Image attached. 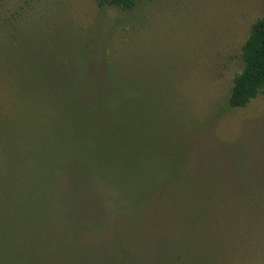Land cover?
<instances>
[{"label":"trees","instance_id":"16d2710c","mask_svg":"<svg viewBox=\"0 0 264 264\" xmlns=\"http://www.w3.org/2000/svg\"><path fill=\"white\" fill-rule=\"evenodd\" d=\"M138 2L97 5L132 13ZM262 6L241 46L228 110L264 95ZM54 48L35 75V150L37 160L48 158L50 214L64 209L73 237L25 252L29 239L18 240L0 250V264H119L118 256L133 262L142 249L165 264H207L214 255L234 263L239 229L264 204V179L249 168L241 141H221L215 128L205 143L202 126L173 104L135 53L85 35L74 41L72 33ZM143 76L149 89H130ZM183 130L195 135L185 139Z\"/></svg>","mask_w":264,"mask_h":264},{"label":"rangeland","instance_id":"374dc122","mask_svg":"<svg viewBox=\"0 0 264 264\" xmlns=\"http://www.w3.org/2000/svg\"><path fill=\"white\" fill-rule=\"evenodd\" d=\"M262 16V0H139L132 13L99 8L97 0H0V250L29 239L23 252L34 251L56 237L63 245L73 237L64 209L50 214L48 158L37 160L35 150L38 62L56 44L62 48L69 33L74 41L85 35L101 47L135 53L152 66L173 104L202 126L205 143L215 128L219 140L241 141L249 168L264 179V95L244 109L226 108L241 70V46ZM148 83L143 76L130 89L144 92ZM181 135L191 138L195 132ZM250 219L235 237L241 244L231 264H264V204ZM142 250L136 261L131 255L116 259L165 264L162 258L155 262L153 249ZM210 257L207 264H224Z\"/></svg>","mask_w":264,"mask_h":264}]
</instances>
